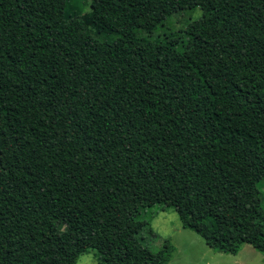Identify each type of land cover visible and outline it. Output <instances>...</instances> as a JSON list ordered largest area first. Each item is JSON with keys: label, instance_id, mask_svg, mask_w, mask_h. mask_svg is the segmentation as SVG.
I'll list each match as a JSON object with an SVG mask.
<instances>
[{"label": "trees", "instance_id": "trees-1", "mask_svg": "<svg viewBox=\"0 0 264 264\" xmlns=\"http://www.w3.org/2000/svg\"><path fill=\"white\" fill-rule=\"evenodd\" d=\"M262 183L264 0H0V264H167L154 208L264 254Z\"/></svg>", "mask_w": 264, "mask_h": 264}, {"label": "rangeland", "instance_id": "rangeland-1", "mask_svg": "<svg viewBox=\"0 0 264 264\" xmlns=\"http://www.w3.org/2000/svg\"><path fill=\"white\" fill-rule=\"evenodd\" d=\"M89 11L87 3L81 10L82 14ZM201 17L198 8L192 10L179 11L170 19L165 21L161 27L152 35V39L165 41L168 36L184 41V29L189 21L197 20ZM89 32L94 36V29L90 24L87 26ZM103 40V37H98ZM260 205L264 213V183L259 186ZM237 206L233 200L221 205L218 214L222 221L232 219L237 213ZM138 219L147 223L150 222L152 235L143 233L142 239L147 248L156 252L162 248V241L167 240L171 250V258L167 264H264V254L255 251L251 246H244L237 255H227L213 252L204 242L203 238L183 229L180 225L176 213L172 211H160L154 209H143L139 212ZM52 220L57 224L54 217ZM154 235V236H153ZM75 264H102L95 251L82 254Z\"/></svg>", "mask_w": 264, "mask_h": 264}]
</instances>
